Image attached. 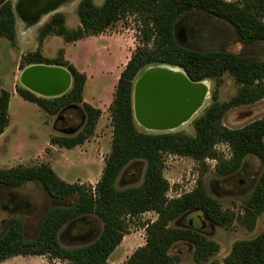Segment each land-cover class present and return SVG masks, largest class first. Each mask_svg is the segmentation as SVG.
I'll use <instances>...</instances> for the list:
<instances>
[{
	"label": "trees",
	"instance_id": "1",
	"mask_svg": "<svg viewBox=\"0 0 264 264\" xmlns=\"http://www.w3.org/2000/svg\"><path fill=\"white\" fill-rule=\"evenodd\" d=\"M193 11L227 23L241 43H264V0H103L101 5H96L93 0H80L76 10L77 28H68L61 12L54 13L39 27L38 47L21 57L19 69L22 71L36 64L62 67L71 76L70 89L56 98L39 97L21 86L15 87V93L50 116L59 114L65 107L80 106L85 117L82 128L72 136L49 139L50 145L65 149L82 145L92 136L101 111L83 100L86 76L65 60L63 50L54 59L42 56L44 39L57 36L72 43L99 35L121 19L132 16L139 25L141 45L126 63L115 87L110 106L111 149L94 187L66 183L47 164L0 168L2 186L16 188L27 183H40L53 200L75 198L69 206L50 208L43 215L34 239H26L21 219L12 218L0 235V263L17 256H45L67 264H109L110 255L128 232V221L148 212L156 214V220L144 227L145 244L124 264H175L179 257L171 255L170 249L176 243L193 246L194 263L208 262L219 250L217 243L190 227L169 225L188 213L199 212L212 225L221 228L237 222L248 230L253 229L264 210V117L237 129L226 128L222 119L233 108L264 99V60L180 46L175 37V25L183 15ZM0 38L13 46L16 43V18L11 0L0 4ZM158 65L180 69L193 83L213 80L216 87L222 84V76L229 74L238 90L227 102H218L215 88L211 93L212 103L192 121V135L182 131L140 132L133 121V80L142 70ZM9 101V93L1 90L0 135L9 123ZM218 144L228 147L229 158L218 153ZM165 154L188 157L202 172L207 170V159L215 160L214 172L222 177L236 173L244 159L253 156L260 161L261 172L252 192L243 200L242 212L234 214L223 210L208 194L202 178L197 180L192 191L177 198H167L170 186L163 175ZM134 161H142L145 165L142 183L117 188L118 177ZM88 215L101 221L99 235L84 246H62L58 239L62 228ZM222 264H264V232L252 239L235 242Z\"/></svg>",
	"mask_w": 264,
	"mask_h": 264
},
{
	"label": "rangeland",
	"instance_id": "2",
	"mask_svg": "<svg viewBox=\"0 0 264 264\" xmlns=\"http://www.w3.org/2000/svg\"><path fill=\"white\" fill-rule=\"evenodd\" d=\"M4 0H0V4ZM13 1V0H11ZM80 0H68L61 8L45 16L33 27H26L16 18V43L11 45L0 38V91L10 95L8 106V126L0 135V168L17 166L31 167L47 164L56 175L66 183H80L94 187L99 181L104 160L110 153L112 126L110 106L120 73L126 63L141 45L139 25L132 16L125 17L99 35L87 36L72 43H66L61 37L49 36L43 41L41 54L54 59L63 50L65 60L86 76L83 100L101 111L92 136L82 145L72 149L58 146L48 147L49 139L54 136H72L85 121L80 106L77 112L59 113L50 116L35 104L21 99L15 93L19 81L21 57L34 52L38 47V29L54 13L61 12L66 17V26L75 29L79 26L77 4ZM101 5L103 0H93ZM234 1V0H225ZM177 43L185 48L197 51L220 50L243 57H257L264 60V43L244 44L239 41L233 29L225 22L201 12L183 15L175 25ZM153 67V66H151ZM142 70L133 80L132 113L138 131L144 133H168L182 131L193 134L192 121L200 117L212 103L211 93L216 88L218 102H227L238 90L232 76L224 74L222 84L215 86L213 80L208 85L207 98L202 107L185 124L170 131L151 130L147 127L167 125L166 110L147 103L149 87L153 86L151 76L142 77ZM139 81L140 91L136 95L135 87ZM40 97V96H39ZM77 113V114H76ZM66 116L73 132L62 130L60 117ZM264 117V99L252 105L229 110L222 119V125L229 129L241 128L248 123ZM54 147V146H53ZM216 150L224 158L230 151L224 144L216 145ZM164 178L169 183L167 198H177L192 191L199 178H202L208 194L215 198L223 210L234 214L242 212L243 200L252 192L261 172L260 161L253 156L244 159L240 169L229 176H219L214 172L215 160H206L207 170L201 168L190 158L172 154L163 155ZM145 165L142 161L131 162L120 174L116 187L124 189L142 183ZM74 197L64 201L53 200L40 183H27L20 187L0 185V235L7 229L12 218L21 219L25 238L34 239L43 215L54 206H69ZM156 220V214L144 213L128 221V232L120 245L108 259L109 264H124L128 257L145 244V225ZM170 227H190L201 232L219 246L218 252L204 264H222L230 253L233 244L249 240L264 232V210L257 217L252 230L233 222L227 227H217L207 221L201 213L192 212L169 224ZM102 223L93 215H88L68 223L58 235L64 247H80L92 242L101 232ZM194 248L187 243H176L170 254L179 257L175 264H197L192 261ZM0 264H67V262L49 259L45 256H17Z\"/></svg>",
	"mask_w": 264,
	"mask_h": 264
},
{
	"label": "water",
	"instance_id": "3",
	"mask_svg": "<svg viewBox=\"0 0 264 264\" xmlns=\"http://www.w3.org/2000/svg\"><path fill=\"white\" fill-rule=\"evenodd\" d=\"M67 1L36 0L30 2L27 9L33 15L32 24L39 23L43 17L53 13ZM161 67L176 68L158 65L147 69L154 72L151 79L155 81V84L149 87L146 100L147 103H152L154 106L157 105L167 111L164 117H167L168 122L165 126L169 128L186 119L198 107L201 103L203 90L199 87L200 83L191 82L182 71L184 79L176 80L168 74L161 73ZM19 81L25 89L43 98L62 96L71 86V76L66 69L43 64L30 65L24 68L21 71ZM139 91L140 87L137 88L136 95L139 94ZM67 108H74V106L65 107L59 113Z\"/></svg>",
	"mask_w": 264,
	"mask_h": 264
},
{
	"label": "flooded vegetation",
	"instance_id": "4",
	"mask_svg": "<svg viewBox=\"0 0 264 264\" xmlns=\"http://www.w3.org/2000/svg\"><path fill=\"white\" fill-rule=\"evenodd\" d=\"M4 1H2V2H4ZM33 1H36V0H13L12 1L13 12H14L16 18L22 24H24L26 27H33V26L37 25V23L36 24H32L31 19H32L33 15H31V13H29V11L27 9V7L29 6L30 2H33ZM77 111H78L77 108H68V109H65L64 111H62V113H68V112L73 113V112H77ZM189 120H187V121H189ZM60 122H61V126L64 127V128L63 129H59V131L62 130L63 132L70 133V132H73L75 129H77V127H73V126L71 127L72 124H71L70 120L66 116L60 117ZM161 127H164V126H161ZM162 129L163 128H160V130H162Z\"/></svg>",
	"mask_w": 264,
	"mask_h": 264
},
{
	"label": "bare ground",
	"instance_id": "5",
	"mask_svg": "<svg viewBox=\"0 0 264 264\" xmlns=\"http://www.w3.org/2000/svg\"><path fill=\"white\" fill-rule=\"evenodd\" d=\"M160 71L161 73H165V74H168L170 75L172 78L176 79V80H181V79H184V75L183 73L181 72V70H179L178 68H170V67H161L160 68ZM154 72H152V70H147L144 72L143 76L142 77H145V78H148V77H152V74ZM139 87V81L137 82V86L135 87V91L137 90V88ZM199 87H201V90H203V94H202V99H201V103H199L198 107H196L194 109L193 112H191L189 114V116L182 120L181 122L179 123H175L174 125L170 126L169 128H166V126L164 127H148L147 129H151V130H160V128H163L162 130L163 131H170V130H173V129H176L178 128L179 126L183 125L187 120H189L194 114L195 112L200 109L202 107V105L204 104L206 98H207V94H208V85L203 82V83H200L199 84ZM161 130V131H162Z\"/></svg>",
	"mask_w": 264,
	"mask_h": 264
},
{
	"label": "crops",
	"instance_id": "6",
	"mask_svg": "<svg viewBox=\"0 0 264 264\" xmlns=\"http://www.w3.org/2000/svg\"><path fill=\"white\" fill-rule=\"evenodd\" d=\"M61 6H63V5H61ZM61 6H60L59 8H61ZM48 15H49V14H48ZM48 15H47V16H48ZM15 18H16V16H15ZM43 18H44V17H43ZM43 18L41 19V21L43 20ZM41 21H40V22H41ZM40 22H39V23H40ZM39 23H37V24H39ZM67 109H68V108H67ZM48 147L55 148V146L53 147V146H52V145H50V144H49V146H48Z\"/></svg>",
	"mask_w": 264,
	"mask_h": 264
}]
</instances>
